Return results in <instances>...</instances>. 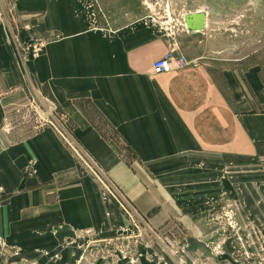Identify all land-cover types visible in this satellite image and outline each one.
Listing matches in <instances>:
<instances>
[{"label": "crops", "instance_id": "0c3cea01", "mask_svg": "<svg viewBox=\"0 0 264 264\" xmlns=\"http://www.w3.org/2000/svg\"><path fill=\"white\" fill-rule=\"evenodd\" d=\"M13 1L46 40L40 56L26 59L28 33L0 23V231L32 238L29 251L57 227L107 235L125 225L93 168L160 228L179 215L185 194L219 184L206 175L216 167L194 158L218 159L231 172L264 159L261 38L233 55L232 43L222 49L209 33V18L204 32L173 36L138 0ZM170 55L188 65L155 74L154 63ZM19 119L38 128L26 136L13 126ZM115 141L136 158L126 160ZM240 178L248 190V177ZM250 184L264 199V182Z\"/></svg>", "mask_w": 264, "mask_h": 264}, {"label": "rangeland", "instance_id": "374dc122", "mask_svg": "<svg viewBox=\"0 0 264 264\" xmlns=\"http://www.w3.org/2000/svg\"><path fill=\"white\" fill-rule=\"evenodd\" d=\"M138 2L145 6L148 17L160 29L173 36L185 30L186 16L198 11L206 12L209 33L216 35L222 49L226 42L232 43L230 52L233 55L244 53L248 50L247 45L257 37L264 40V0ZM20 18L13 0H0L1 24L15 33L32 27L41 35L37 26L22 22ZM21 53L29 59L25 50L22 49ZM48 105L53 108L46 101L44 107L47 110ZM38 107L40 112L46 113L43 107ZM28 113L31 115L33 112ZM29 121L19 119L13 126L28 136L38 128V123ZM68 125L65 127L70 131ZM99 126L113 137L103 122ZM115 143L121 146L126 160L132 161L134 157L127 156V147L122 142L121 145L117 141ZM79 158L84 165L94 167L86 158ZM194 159L200 166H215L211 173L202 174L215 177L219 184L212 188L202 184L195 197L185 194L177 205L179 215L175 214L165 226H152L148 218L138 214L114 183L93 168L101 179L98 178V182L103 195L117 206L125 225L118 226L113 232L108 231L107 235L99 229L74 232L63 226L57 227L52 229V233H56L52 238L40 235V246L33 251L27 247L28 239L32 238L5 235L0 231V264H264V199L261 191L259 195L250 184L264 182V159L244 161V166H236L232 172L218 159ZM241 176L248 177V190H240L243 185ZM228 181L233 185L231 192L224 189V183ZM242 192L244 195L241 197ZM2 193L0 188V201ZM16 233L18 231L10 230V234Z\"/></svg>", "mask_w": 264, "mask_h": 264}, {"label": "built area", "instance_id": "2783aa9c", "mask_svg": "<svg viewBox=\"0 0 264 264\" xmlns=\"http://www.w3.org/2000/svg\"><path fill=\"white\" fill-rule=\"evenodd\" d=\"M25 31L28 33L29 36H28V42L23 50H25L26 54L30 56L29 58H37L43 53L46 42L43 38H41L38 32L34 30L32 27L26 28ZM173 62L175 63V66H173ZM187 65L188 64L185 58L183 57L175 58L173 55H170L164 59L155 62L153 65V71L155 74H168L175 69H182ZM54 125L60 128V131L62 132V134H64L68 143L72 146V148L75 149L74 141L70 139V136L64 130V128L59 126L58 124H54Z\"/></svg>", "mask_w": 264, "mask_h": 264}, {"label": "water", "instance_id": "95a60500", "mask_svg": "<svg viewBox=\"0 0 264 264\" xmlns=\"http://www.w3.org/2000/svg\"><path fill=\"white\" fill-rule=\"evenodd\" d=\"M208 17L205 13L196 12L185 17L186 30L188 32H204Z\"/></svg>", "mask_w": 264, "mask_h": 264}, {"label": "bare ground", "instance_id": "6f19581e", "mask_svg": "<svg viewBox=\"0 0 264 264\" xmlns=\"http://www.w3.org/2000/svg\"><path fill=\"white\" fill-rule=\"evenodd\" d=\"M202 13H204V12H202ZM185 19V18H184ZM186 26V25H185ZM186 30V29H185ZM187 31V30H186ZM197 33V32H196Z\"/></svg>", "mask_w": 264, "mask_h": 264}]
</instances>
